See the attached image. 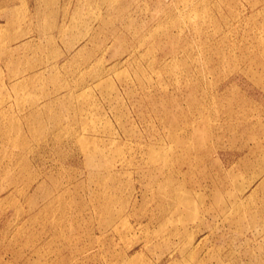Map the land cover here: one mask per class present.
<instances>
[{"label": "rangeland", "instance_id": "obj_1", "mask_svg": "<svg viewBox=\"0 0 264 264\" xmlns=\"http://www.w3.org/2000/svg\"><path fill=\"white\" fill-rule=\"evenodd\" d=\"M0 264H264V0H0Z\"/></svg>", "mask_w": 264, "mask_h": 264}, {"label": "bare ground", "instance_id": "obj_2", "mask_svg": "<svg viewBox=\"0 0 264 264\" xmlns=\"http://www.w3.org/2000/svg\"><path fill=\"white\" fill-rule=\"evenodd\" d=\"M252 5V4H251Z\"/></svg>", "mask_w": 264, "mask_h": 264}]
</instances>
